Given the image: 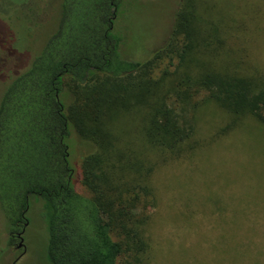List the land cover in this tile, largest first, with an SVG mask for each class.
<instances>
[{
  "label": "trees",
  "instance_id": "trees-1",
  "mask_svg": "<svg viewBox=\"0 0 264 264\" xmlns=\"http://www.w3.org/2000/svg\"><path fill=\"white\" fill-rule=\"evenodd\" d=\"M123 5V0H61L58 28L2 85L0 204L12 245V234L29 221L32 200L42 202L48 264H118L125 244L114 239L116 233L131 234L139 256L148 251L146 220L136 211L152 202L154 169L150 162L137 164L134 153H119L115 128L125 114L146 107L144 142L163 155L181 153L192 140L197 130L192 113L203 105L225 110L232 116L230 125L252 117L264 126V71L223 72L210 61L208 71L191 75L187 56L203 32L193 27L201 22L193 11L149 59L125 57L115 30ZM179 35L186 40L182 46ZM164 58L175 69L153 81ZM172 76L168 91L159 93ZM69 95L73 100L66 106ZM76 133L98 147L82 160L83 183L92 198L74 184L69 142ZM130 156L134 163L128 166Z\"/></svg>",
  "mask_w": 264,
  "mask_h": 264
},
{
  "label": "rangeland",
  "instance_id": "rangeland-1",
  "mask_svg": "<svg viewBox=\"0 0 264 264\" xmlns=\"http://www.w3.org/2000/svg\"><path fill=\"white\" fill-rule=\"evenodd\" d=\"M123 1L120 12L126 13L116 21L115 30L121 34L125 57L149 59L193 11L201 20L193 27L203 32L187 56L191 75L208 71L210 61L223 72L264 71V0ZM60 6L61 0H0V94L4 81L22 71L58 28ZM177 40L179 46L186 42L184 35ZM173 62L178 64V58ZM174 69L168 58L162 59L153 81ZM174 78H166L159 93L168 91ZM69 84L67 79L66 87ZM70 95L66 106L73 100ZM145 108L116 122L120 144L116 142L115 148L122 155L134 153L137 164L150 162L154 169L149 181L152 202L136 211L146 220L149 249L139 256L132 250L131 234H113L125 244L118 264H264V126L252 117L230 125L232 116L225 110L203 105L192 113L197 128L192 140L181 153L163 155L144 142ZM69 147L75 187L92 198L83 183L82 160L98 147L77 133ZM133 160L128 158V166ZM42 211V202L32 200L23 235L25 253L16 264H48ZM8 222L0 204V264H14L23 252L11 245Z\"/></svg>",
  "mask_w": 264,
  "mask_h": 264
},
{
  "label": "flooded vegetation",
  "instance_id": "flooded-vegetation-1",
  "mask_svg": "<svg viewBox=\"0 0 264 264\" xmlns=\"http://www.w3.org/2000/svg\"><path fill=\"white\" fill-rule=\"evenodd\" d=\"M28 226V222H25L23 226L21 227V230L12 234L14 237L15 243L13 244L17 250L23 249V252L20 254V256L15 260L14 264L17 263L18 259L21 257L22 254L25 253V245H24V239L23 235L26 230V227ZM17 242V243H16Z\"/></svg>",
  "mask_w": 264,
  "mask_h": 264
}]
</instances>
